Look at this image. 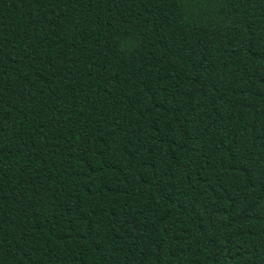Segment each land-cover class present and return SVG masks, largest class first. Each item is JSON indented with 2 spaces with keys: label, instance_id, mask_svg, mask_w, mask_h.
Segmentation results:
<instances>
[{
  "label": "trees",
  "instance_id": "1",
  "mask_svg": "<svg viewBox=\"0 0 264 264\" xmlns=\"http://www.w3.org/2000/svg\"><path fill=\"white\" fill-rule=\"evenodd\" d=\"M0 264H264V0H0Z\"/></svg>",
  "mask_w": 264,
  "mask_h": 264
}]
</instances>
